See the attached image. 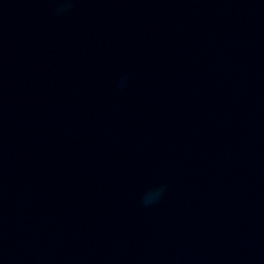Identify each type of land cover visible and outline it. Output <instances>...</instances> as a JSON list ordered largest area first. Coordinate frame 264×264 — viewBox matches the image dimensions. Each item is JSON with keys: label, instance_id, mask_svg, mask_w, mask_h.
I'll use <instances>...</instances> for the list:
<instances>
[{"label": "water", "instance_id": "95a60500", "mask_svg": "<svg viewBox=\"0 0 264 264\" xmlns=\"http://www.w3.org/2000/svg\"><path fill=\"white\" fill-rule=\"evenodd\" d=\"M0 264H264V0H0Z\"/></svg>", "mask_w": 264, "mask_h": 264}, {"label": "clouds", "instance_id": "9594fccd", "mask_svg": "<svg viewBox=\"0 0 264 264\" xmlns=\"http://www.w3.org/2000/svg\"><path fill=\"white\" fill-rule=\"evenodd\" d=\"M161 191H162V189L147 193L143 199V203L145 204V206H148V205L154 203L155 200L161 194Z\"/></svg>", "mask_w": 264, "mask_h": 264}]
</instances>
